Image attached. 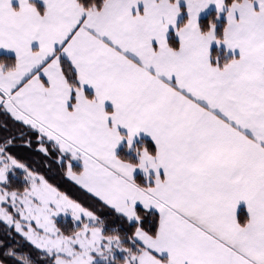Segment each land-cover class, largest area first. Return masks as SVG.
I'll use <instances>...</instances> for the list:
<instances>
[{
  "label": "snow or ice",
  "instance_id": "1",
  "mask_svg": "<svg viewBox=\"0 0 264 264\" xmlns=\"http://www.w3.org/2000/svg\"><path fill=\"white\" fill-rule=\"evenodd\" d=\"M0 264H264V0H0Z\"/></svg>",
  "mask_w": 264,
  "mask_h": 264
}]
</instances>
